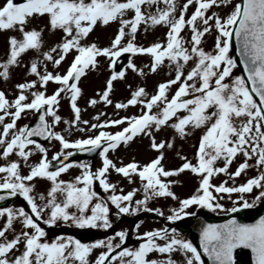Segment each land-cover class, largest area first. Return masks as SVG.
<instances>
[{
  "label": "snow or ice",
  "instance_id": "1",
  "mask_svg": "<svg viewBox=\"0 0 264 264\" xmlns=\"http://www.w3.org/2000/svg\"><path fill=\"white\" fill-rule=\"evenodd\" d=\"M231 3L232 0H185L178 10L176 0H0V32H17L20 37L7 39V59L0 63V78L6 81L11 67H25L20 58L30 50L43 58L27 66V74L35 79L17 84L18 94L13 100L9 101L0 91V159L6 161L0 165V192L8 197H21L29 210L0 208V218H3L0 264H176L171 258L173 253L182 255L184 264H202L197 248L175 229L145 231L136 236L142 242L128 248L123 247L128 236L125 230L91 243H82L71 236H56L48 241L41 225L51 228L70 223L78 229L107 231L112 227L110 213L117 219L139 212L164 216L160 208L148 206L153 199L170 198L178 202V208L169 210V222L192 215L186 210L193 206L209 212H236L235 206L222 207L218 202L223 198L221 194L230 197L233 193H252L258 189L253 204L264 199V0H240L223 18L217 12L209 14L211 8L227 7ZM159 4H164L165 8L160 9ZM193 5L194 10L186 18L189 6ZM153 6H157L156 11H148ZM44 17L48 30L59 31L61 38L41 52L43 30L29 29L28 25ZM112 23L118 28L109 46L99 47L95 42H87L97 25L104 27ZM141 25L145 31L155 26H164L167 31L162 41L147 47L138 46L135 39ZM185 29L189 32L188 39L181 35ZM213 30L217 33L213 50L205 51L203 38ZM233 36L243 75H233V69L238 67L229 55ZM125 53L130 54L127 69L138 76L145 75L132 62L131 57L138 55L150 58V63L145 65L149 73H156L167 61L169 72L174 70V75L159 83L151 96L145 88L138 87L131 91L126 103L114 105L116 110L139 106V115L103 122H99V116L93 117L97 122L87 130L100 129L94 136L68 140L53 131L61 122L57 109L62 95L68 99L73 114L71 122L64 120L63 123L69 128H76L78 124L88 126V121L81 120V109L77 105L82 96L79 82L89 71L97 69L98 58L108 59L111 69L112 62ZM69 55L72 59L63 74L47 71L46 63L58 67ZM190 63L192 66L185 72V66ZM124 78L125 71H112L102 94H98L99 101L91 99L89 106L98 102L106 106L112 104L113 82ZM49 83L57 86L51 95L31 91L37 87L46 89ZM173 85L176 89L169 97ZM30 112L38 114L35 127L17 128L22 114ZM6 117L10 122L4 123ZM47 118H51L50 123ZM117 126L121 127L114 133L103 130ZM166 129L172 131L173 138L157 142L156 135ZM78 130L84 132L85 128ZM195 130H201L202 134L194 146L192 160L178 153L182 163L174 169H166L164 150L175 147V138L183 141ZM32 137L55 140L60 151L49 161L48 149ZM140 137L148 138L150 149L157 153L154 159L143 165L133 160L119 167L109 159V152ZM97 151L101 166L95 172L86 163H65L77 152ZM36 153L40 155L38 163L29 164L30 157ZM12 156L19 159H9ZM237 157H243V162L229 173V166ZM53 161L59 162L55 170H51ZM21 162L29 169L25 175L21 174ZM250 167L257 168L258 175L239 186H226L227 181L218 185L211 183L212 178L221 174L234 181ZM71 168L80 169L81 174L67 182L59 179ZM110 173L128 183L136 177L141 182L140 187L127 193L121 189L122 194H117V186L108 179ZM184 173L195 176L198 186L190 197L178 199L171 188L180 183L179 177ZM35 180L49 182L46 195L34 194L35 188L30 182ZM94 182L108 194L104 199L93 191ZM138 192L142 193V198L134 199ZM4 199L6 196L0 195V200ZM253 204L243 202L242 207L250 208ZM139 227L137 224L133 231ZM9 232L13 234L11 239ZM200 248L212 264H234V250L240 248L251 251L252 264H264V217L254 224L229 220L222 225H206L200 232ZM97 249L101 251L90 261L91 253ZM152 253L167 258L148 259Z\"/></svg>",
  "mask_w": 264,
  "mask_h": 264
},
{
  "label": "rangeland",
  "instance_id": "2",
  "mask_svg": "<svg viewBox=\"0 0 264 264\" xmlns=\"http://www.w3.org/2000/svg\"><path fill=\"white\" fill-rule=\"evenodd\" d=\"M185 2V0H176V6L177 9L182 6V4ZM240 0H232V3L227 7H220L216 8L213 7L209 10V14L211 12H217L219 16L222 18L226 16L228 13L232 11L233 6L236 3H239ZM158 7L160 9H164V4H159ZM157 6H153L152 8L148 9V11L155 12ZM194 10V5L189 6L187 12H186V18L187 16H190L191 12ZM178 15V11L176 13ZM28 28H36L37 30H43L42 36H43V46L41 49V52L47 51L50 47L54 46L61 38V33L59 31L56 32H50L47 28V18H37L36 20L32 21L28 25ZM118 25L116 23H112L108 26L101 27L97 25L94 29V31L90 34L87 42H95L99 47H107L110 44V40L114 37L116 31H117ZM167 29L164 26H155L154 28L148 29L145 31V28L143 25L139 27L138 33L136 35L135 43L138 46H144L147 47L150 44L162 41ZM182 36L185 37V39H188L189 32L187 29H185L184 32L181 33ZM217 33L213 30L211 34H206L203 38V47L205 51H212L214 47L215 42V36ZM10 36H16L19 37V33L17 32H11V31H5L0 32V63L4 62L7 59V53H8V45H7V39ZM56 54L53 53V56ZM229 55L231 58H234L233 49L231 47L230 43V52ZM123 57V65L122 67H117L115 62H112L113 66L111 69H109V63L110 61L106 58L100 57L98 58L99 64L96 70L89 71L85 77L81 79L79 82V87L82 89V96L78 99L77 105L81 109L80 118L81 120L88 121V126H85L83 124H78L76 128H69L68 125H65L63 123L64 120H68L69 122L73 119V114L71 112L69 101L66 97L62 95L60 98L59 106L57 109V114L61 117V122L58 123L54 128L53 131L59 132L61 135L65 137V139L68 140H75V139H84L89 136H94L100 131V129H93L91 131H88L87 128L92 124L96 123L97 121L93 120V117L99 116V122H103L106 119H118L121 117H132L135 115H139L141 113V108L139 106L136 107H128L127 109H120L116 110L114 108V105L116 103L124 102L126 103L127 100L130 98L131 91L135 90L138 87L145 88L147 94L151 96L155 93L156 86L164 82L168 79H171L174 75V70L172 73L169 72L168 68V62L165 61V66L161 67L156 73H149L148 69L145 67V65L150 63V58L147 55L144 56H133L131 57L132 62L136 65L138 70H143L145 75L138 76L135 73H133L131 70L127 69V64L130 58V54H122ZM42 56L38 55L34 51H28L27 53L23 54L20 58V63L22 65H25V67H11L9 69V78L5 81L2 78H0V91H3L6 94V98L11 101L15 98V96L18 94L16 85L19 83H25L29 82L35 79V77L27 74V66L30 65V63L33 60H41ZM72 56L69 55L66 57V60L61 63L58 67H53L51 63H46L47 71L53 72V73H59L63 74L66 68L68 67L69 62L71 61ZM191 63L187 66H185V72L190 69ZM43 67L40 68V71L43 72ZM125 71V78L123 80H117L113 82V90L110 93V99L112 101V104L104 105L103 102H98L94 106H89L88 101L91 99H97L99 101L98 94H102L106 80L109 78L112 71ZM233 75H242L240 69L237 67L233 69ZM227 82V81H226ZM56 85L49 83L46 86V89H40L37 87L36 89H33L31 91H45L46 95H51L54 90L56 89ZM176 89V86L173 85L170 92L169 97L172 92H174ZM100 113H104V116H100ZM2 114V113H0ZM36 113H24L22 114L21 118L17 121L16 127H22L25 125H29L32 120L34 119ZM182 115V114H181ZM51 121V118H49ZM10 122V118L6 117L4 123ZM84 127L85 131L80 132L78 129ZM121 126H117L115 128H106L103 129L104 131H108L110 133H114L115 131H118ZM68 128V131H65V129ZM0 131H2V125H0ZM202 134L201 130H195L193 135L187 137L185 140H180L179 138H175V147L171 150L165 149L164 150V167L166 169H174L178 167L182 161L178 159V153L180 155L186 156L189 160H192L194 152H195V145L198 142L199 136ZM10 138V137H9ZM173 138V133L170 129H166L159 134L156 135V141L159 142L160 140H168ZM37 142V141H35ZM40 143V142H37ZM149 140L145 137H140L137 139H134V141L130 142L127 146H121L119 147L115 152H109L108 157L113 161V163L116 164L117 167L121 166V164H127L129 162H132L133 160L137 162L140 165H143L147 162H149L151 159H154L157 153L150 149L149 147ZM43 147L48 149L47 157L48 159L51 158V156L57 152L60 151L59 143L55 140L46 141L45 143H40ZM40 158L39 153H36L30 157L29 164H36L38 163V160ZM9 159L18 160L19 158L12 156ZM6 161L3 159H0V165H3ZM243 162V157H237L235 161L229 166L228 172L231 173L235 170V168L238 166L239 163ZM74 163H86L90 165L91 171L95 172L96 169H98L101 166V160L98 157V159L93 162L92 160H85V161H79ZM252 161H249V164H252ZM218 166H222V164L218 163ZM28 168L23 165V162H21V174L25 175L28 172ZM81 171L78 168H71L67 173L62 174L59 179L64 181H71L74 179L75 176L80 175ZM256 175H258V169L255 167H250L246 169L245 172H243L239 177H236L233 181L232 179H229L227 175H218L214 178H212L211 183L214 185H218L221 182L227 181L226 186H239L246 182L247 179L253 178ZM109 181L113 184H115L116 187V193L122 194L121 189L123 190V193H127L133 188H139L141 182L138 180V178L133 177V182L128 183L125 179L122 177L117 176L114 173H110L108 177ZM180 183L173 184L171 190L173 193L178 197V199H185L190 197L194 192L196 187L198 186V179L189 174L184 173L179 177ZM34 185L35 192L34 194L39 195L41 193L46 195V190L49 188V182L42 181V180H35L33 182H30ZM93 191L97 193L101 197V199H104L108 194L104 193L102 189H100L98 182H94L93 184ZM258 189H254L252 193H245V194H238L233 193L229 197L227 194H221L222 199H219L218 202L222 204V207L224 209H231L232 207H236L237 209H245L247 211H255L259 208H261L264 205V199H261L259 201H256L253 204V201L255 200V197L258 195ZM142 193L138 192L136 197L134 199H141ZM236 201L237 203L234 205L232 202ZM247 202L249 204H253L250 208H243L242 203ZM37 203H40L39 200H37ZM148 206L150 208H160L161 211L164 213V216H156L154 213H144L139 212L135 216H120L118 219L115 216H112L110 213V222L112 223V227L108 229L107 231L101 230V229H78L71 225L70 223H60L57 226H53L49 228L47 225H41V227L44 228V230L47 233L46 239L48 241H51L56 236H62V237H73L75 239L80 240L82 243H91L99 239H105L110 236H114V233L116 231L125 230L128 233L126 243L123 247L128 248H135L141 243L142 241L137 240V235H142L145 231H151V230H160V229H167L169 232H171L172 229H175L176 232L183 238L188 240L193 244L194 247H196L194 243V238L187 235L183 231H181L178 227V223L186 219L187 217L191 215L184 216L183 219L178 221L169 222L167 220V216L170 214V209H176L179 207L177 201H173L170 198H158L153 199L149 202ZM7 207H13V208H25L26 211H29L26 206V202L23 201L21 197H19L18 200L13 202L11 205ZM189 213H197V212H204L209 215L217 216V215H225L227 213H230V211H214L209 212L207 209H200L196 206H193L186 210ZM111 212H115V209H111ZM3 222V218H0V223ZM139 224L140 227L133 231L135 226ZM16 229H19V225H16ZM12 232L8 233V238H12ZM114 243L118 242L117 240L113 241ZM158 243H163V241H158ZM197 248V247H196ZM101 250L97 249L94 250L89 260L92 261L96 258V256L99 254ZM198 251V249H197ZM199 252V251H198ZM200 254V253H199ZM201 256V254H200ZM167 257L152 253L149 255L148 259H156V260H162L166 259ZM171 258L176 261V264H184V257L180 255L179 253H173L171 254ZM202 264H205L203 257L201 256ZM115 264V262H114Z\"/></svg>",
  "mask_w": 264,
  "mask_h": 264
},
{
  "label": "water",
  "instance_id": "3",
  "mask_svg": "<svg viewBox=\"0 0 264 264\" xmlns=\"http://www.w3.org/2000/svg\"><path fill=\"white\" fill-rule=\"evenodd\" d=\"M9 201L10 200H8L7 202ZM261 217H264V209L262 211H258L254 213L252 216H248L247 213L244 211H239L220 218H213L203 213H199L196 214L192 220L181 223V228L186 230L188 233L193 234L196 237L197 244L200 248V232L204 226L222 225L227 223L229 220H236V222L240 224H254ZM201 251L203 252L202 249ZM205 257L207 260V264H212V262L209 260V258L206 255ZM233 262L234 264H252L251 251L249 249H243V248L234 250Z\"/></svg>",
  "mask_w": 264,
  "mask_h": 264
}]
</instances>
